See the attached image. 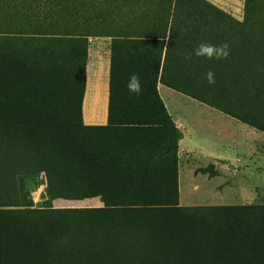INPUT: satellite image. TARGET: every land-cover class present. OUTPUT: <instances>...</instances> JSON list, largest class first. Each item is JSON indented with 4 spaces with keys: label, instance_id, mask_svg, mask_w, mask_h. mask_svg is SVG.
<instances>
[{
    "label": "trees",
    "instance_id": "obj_1",
    "mask_svg": "<svg viewBox=\"0 0 264 264\" xmlns=\"http://www.w3.org/2000/svg\"><path fill=\"white\" fill-rule=\"evenodd\" d=\"M94 36L111 39L106 123L82 125ZM201 42L230 55L186 59ZM125 65L138 96L114 91ZM157 82L264 132V0H243L241 21L206 0H0V264H264V204L177 205Z\"/></svg>",
    "mask_w": 264,
    "mask_h": 264
},
{
    "label": "crops",
    "instance_id": "obj_2",
    "mask_svg": "<svg viewBox=\"0 0 264 264\" xmlns=\"http://www.w3.org/2000/svg\"><path fill=\"white\" fill-rule=\"evenodd\" d=\"M206 1L228 12L235 20H242L243 0ZM106 40L105 37H101L100 41L96 42L106 44ZM91 62L95 66L98 63L97 56L92 58ZM101 65L104 66L103 60L95 66L96 68L86 71L89 86L86 90L85 85L81 100V118L85 125L106 123L108 90L102 92L96 90L99 82L97 74L103 71ZM162 86L161 89L158 88L160 96V92H165L166 96L168 92H175ZM191 100L196 105L190 110L170 112L165 107L166 113L179 132L176 152L179 203L181 204L183 198L186 204L190 200H196L203 205H212L218 201L228 203L234 199L245 200L262 196L264 194V188H260L262 184H254L249 180L259 183L260 179L264 180V132L226 112L193 98ZM219 176L223 179L218 185L213 188L202 187L200 180L208 181ZM234 178H237L235 180L237 182L232 181ZM225 183L240 184V187L228 194V200L214 198L213 193L219 191ZM250 186L254 189L252 193L249 191ZM241 190L248 192V196H241Z\"/></svg>",
    "mask_w": 264,
    "mask_h": 264
},
{
    "label": "rangeland",
    "instance_id": "obj_3",
    "mask_svg": "<svg viewBox=\"0 0 264 264\" xmlns=\"http://www.w3.org/2000/svg\"><path fill=\"white\" fill-rule=\"evenodd\" d=\"M100 37H89L87 38V43H86V56H85V66H84V87H83V92L85 89V85H86V90L87 87L89 86V80H88V76L86 78V71L88 69V71H91V69H93L95 66H98L101 62V60L104 61V66H102V70L101 72H99V74H97V78L99 79V82L97 84V88L96 90L98 92H102V91H106L107 90V80H108V67H109V44H110V38L109 37H105L107 40V43H101V42H96V41H100ZM95 56H97V60L98 63L94 66L92 64V58H94ZM106 61V62H105ZM96 68V67H95ZM130 71V66H123L122 69H120V72L122 74V79L127 80L126 78V74ZM90 73V72H89ZM86 78V80H85ZM86 82V84H85ZM127 82H121L119 83L114 91L116 90V94H118L121 97L124 98H128V96H130L132 93H130L127 90ZM156 89L158 92V88H162V84L160 82L156 83ZM164 91V90H163ZM167 91V90H165ZM168 92V91H167ZM165 93V92H164ZM164 93H161V96L158 95L162 100V103L164 105V108L166 107L170 112H176V111H180L183 109L186 110H190L193 109L196 105L194 104L195 102H193V100H191V98L185 96L184 94L180 93V92H168V96L164 95ZM165 108V110H166ZM103 120V119H102ZM81 124H83L82 118H81ZM93 125H97V124H93ZM99 125V124H98ZM104 125V124H101ZM223 177L219 176V177H214L208 181H203L200 180V183L202 182V187H209V188H213L215 185H218L220 181H222ZM237 178H234L232 181H235ZM254 179V178H253ZM250 182H253L254 184H262L261 185V189L262 187L264 188V180L260 179V183L256 182L254 180H249ZM178 184V183H177ZM25 185L29 191V196L30 199L32 201V205L33 206H37L41 204V201L44 200V189H45V177L44 174L42 172L33 174V175H29L27 177H25ZM247 185V184H246ZM245 185V186H246ZM240 184L238 185H234L233 183L231 184H227L225 183L223 186H221V188L219 189V191L217 190V192L213 193L214 198L219 199V200H228V194L230 192H233L234 189L239 188ZM182 189V188H181ZM245 191V190H244ZM241 190L240 195L243 197L248 196V192H244ZM250 193L254 192L253 186H250L249 189ZM181 194H183V189L181 190ZM244 192V193H243ZM243 193V194H242ZM245 199V198H244ZM230 201V200H229ZM185 200H183V198L181 199V204L179 203L178 200V189H177V205L179 206H203V204H200L199 201H194V200H190L188 202V204H186ZM50 204L53 207H83V206H99L100 202L98 201V199L95 198H85V199H79V200H67V199H62V198H56L50 201ZM250 204H264V194H262V196L260 197H253V198H246L245 200H239V199H234V201H230L228 203H222L221 201L215 202L212 205H250ZM6 208H11V207H6Z\"/></svg>",
    "mask_w": 264,
    "mask_h": 264
},
{
    "label": "clouds",
    "instance_id": "obj_4",
    "mask_svg": "<svg viewBox=\"0 0 264 264\" xmlns=\"http://www.w3.org/2000/svg\"><path fill=\"white\" fill-rule=\"evenodd\" d=\"M203 57L207 60H224L230 55V48L227 42L220 45H214L208 42H201L191 54H188L185 58L191 59V56ZM205 79L208 84L215 83V73L209 70L205 73ZM127 90L135 95H140L142 92L141 81L138 74L133 73L126 85Z\"/></svg>",
    "mask_w": 264,
    "mask_h": 264
}]
</instances>
